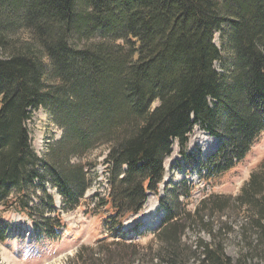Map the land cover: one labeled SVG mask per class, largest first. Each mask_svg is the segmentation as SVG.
I'll return each mask as SVG.
<instances>
[{
  "label": "trees",
  "instance_id": "trees-1",
  "mask_svg": "<svg viewBox=\"0 0 264 264\" xmlns=\"http://www.w3.org/2000/svg\"><path fill=\"white\" fill-rule=\"evenodd\" d=\"M0 53L1 241L11 212L30 221L33 246L57 242L54 195L61 211L76 208L95 167L72 159L105 147L110 192L98 202L110 212L100 242L113 248L122 221L157 195L174 141L183 153L193 127L218 141L198 163L200 178L213 184L264 131V0H0ZM39 108L64 132L44 158L26 128ZM188 184L158 198L164 214L151 263L230 264L215 237L231 215L245 216L255 243L248 250L264 255V158L236 196L205 195L192 213L180 202L191 195ZM188 226L212 243L199 242L197 253L186 247ZM96 247L78 249L75 261L93 264L104 256ZM104 257L118 262L111 252Z\"/></svg>",
  "mask_w": 264,
  "mask_h": 264
},
{
  "label": "rangeland",
  "instance_id": "rangeland-1",
  "mask_svg": "<svg viewBox=\"0 0 264 264\" xmlns=\"http://www.w3.org/2000/svg\"><path fill=\"white\" fill-rule=\"evenodd\" d=\"M214 43L216 46L220 45L218 34L215 35ZM1 56L2 54L0 53ZM155 107H157V103L154 105ZM26 128L32 149L40 158H44L49 147L60 141L61 136L64 134L63 130H60L53 123L49 113L42 108L31 113V118L27 121ZM216 146H218V141L207 135L199 127H193L189 133L188 144L183 153L180 152L178 143L174 141L170 155L163 162L164 177L158 188L157 195L153 193L147 195L146 204L142 211L138 215L129 216L125 219L124 230L129 231V233L124 239L114 238L119 242L113 248L106 245L112 241L107 240L106 244L100 242L106 236L104 220L110 212L107 207L100 206L105 198H100L102 201L96 203L87 191V194L85 193L86 196L80 201L79 205L67 212L60 210V198L54 195L55 206L60 212L63 227L62 239L54 243H43L40 246H33L32 242H34V237H37V235L31 231L32 227L30 226L29 229L27 225L16 221L14 217L11 220L9 215L13 213H7L2 220L4 223L8 222L9 230L6 239L4 241L0 240V264H68L72 260L74 264H79L74 259L78 249L82 247L94 248L95 246L102 247L99 254H104L105 256V254L112 253L114 260H118V262L112 261V264L158 263L157 261L151 263L153 257L159 254V245L155 240V233L159 230L164 214L158 205L157 199L165 196V190L171 192L175 185L183 186L184 183H189L188 185L192 186L191 195L186 201L180 198V202L183 203L182 207L186 212L192 213L200 199L205 195L236 196L240 187L247 181L250 171L264 157V131L256 138L250 153L242 163H239L232 172L221 177L218 182L210 184L203 182L202 178H200L202 174L198 172V163L208 157ZM106 151L107 148L101 147L79 159H72V162L76 164L81 160L84 166L88 162L95 165L96 171L95 167L91 169L89 176L91 179L90 185L93 184L96 178V183L93 186L96 191L97 188L105 191L107 187L105 183L107 182L108 170L103 160ZM51 193L53 194L52 191ZM148 205L153 207L154 211L145 220H140V216L148 210ZM234 216L231 215L230 219L227 218L225 220L222 218L221 222L225 226L224 232L220 236L215 237V244L220 243L224 255L230 260V264H264V255L262 257L258 255L254 257V254L259 253H255V251L249 252L248 250L255 243L253 242L251 245L249 242L251 231L249 226H244V223H241L243 220L246 221L245 216L241 215L235 218ZM217 218L215 216L211 220L214 224V231L217 230L218 224L221 225L218 223L219 220ZM237 222L243 225V229L240 228ZM131 226L135 227L133 231L129 230ZM242 231L244 232L242 233ZM185 232L182 244L190 247L196 253L199 242L212 243V238L195 226L194 228L188 226ZM17 233L19 235H16ZM185 252L189 254L188 251ZM251 255L253 256L252 259L250 258ZM104 256L98 255L97 258H94L93 264H103L106 259ZM135 258L137 259L135 260ZM120 259H123V261H120ZM188 264L199 263L191 258Z\"/></svg>",
  "mask_w": 264,
  "mask_h": 264
},
{
  "label": "bare ground",
  "instance_id": "bare-ground-1",
  "mask_svg": "<svg viewBox=\"0 0 264 264\" xmlns=\"http://www.w3.org/2000/svg\"><path fill=\"white\" fill-rule=\"evenodd\" d=\"M217 147V146H216ZM215 147V148H216ZM202 161V160H201ZM151 203V202H150ZM153 206V205H152ZM148 210L147 211H145V213L142 215V216H140V220H145L148 216H149V214L150 213H152L153 211H154V208L153 207H151V206H149L148 205ZM223 227V226H222Z\"/></svg>",
  "mask_w": 264,
  "mask_h": 264
}]
</instances>
